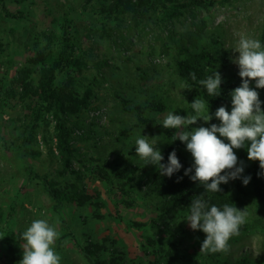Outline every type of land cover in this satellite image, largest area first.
<instances>
[{
  "label": "rangeland",
  "instance_id": "obj_1",
  "mask_svg": "<svg viewBox=\"0 0 264 264\" xmlns=\"http://www.w3.org/2000/svg\"><path fill=\"white\" fill-rule=\"evenodd\" d=\"M86 1L8 0L13 16L0 18V85L10 86L26 58L35 49L47 47V34L60 32L61 17L68 12L72 32L79 40L77 54L89 65L71 73L72 84L81 95L89 90L93 93L90 106L80 114L85 128L73 134L79 148L74 168L81 170V176L71 171L61 173L55 121L50 114L33 132V141L25 143L29 110L14 98L1 102L0 264H18L23 255L22 233L36 219L47 220L60 233L54 245L60 264H91L77 240L84 245L104 242L109 250L116 247L129 264H150L157 246L166 247L170 240H177L191 260L218 264L204 259L206 254L200 248L206 234L192 230L187 215H164L157 210L159 198L154 191L135 182L125 190L120 182L111 188L86 167L104 166L107 160L124 166L129 157L143 163L133 151L139 134L149 139L156 136V147L168 146L174 143L171 135L175 137L180 131L161 124L168 112L195 115L190 103L196 97L203 98L198 90L182 89L187 84L174 63L178 53L174 42L186 33L191 32L201 48L228 59L217 69L241 84L239 66L234 62L239 53L233 48L242 35L264 44V0H216L211 7L194 8L171 21L165 20L160 5L140 15L116 17L102 10L110 0H93L88 5ZM50 45L57 46L54 41ZM66 77L61 72L58 81ZM250 86L255 88L254 80ZM256 90L264 110V88ZM152 101L164 105L161 111L148 110L145 114L155 118L156 125L152 129L133 127L138 119L128 107ZM210 125L211 121L198 119L192 127ZM84 130H92L93 137L80 140ZM180 149L194 163L184 142ZM234 151L237 167L242 165L244 171L229 180L230 190L239 198L237 208L247 209L250 228L229 241L230 250L220 257L248 256L249 264H264V211L254 197L251 180L243 183V178L249 177L247 165L259 161L248 159L247 148ZM29 168L62 186L76 184L89 199L81 205L69 202L62 210H55L52 196ZM103 257L108 258L109 251Z\"/></svg>",
  "mask_w": 264,
  "mask_h": 264
},
{
  "label": "trees",
  "instance_id": "obj_2",
  "mask_svg": "<svg viewBox=\"0 0 264 264\" xmlns=\"http://www.w3.org/2000/svg\"><path fill=\"white\" fill-rule=\"evenodd\" d=\"M7 1L0 0V18L13 16L7 7ZM92 1L87 0L86 4L88 5ZM225 1L221 0L223 3ZM215 3L216 0H110L102 10L107 15L116 17L119 15L136 16L160 5L164 9L165 20L171 21L186 12H191L194 8H208ZM61 19L60 32L57 34L52 31L47 34L46 37L49 40L47 47L35 49L26 58V61L18 68L16 75L11 80L10 86L0 85V106L2 101L14 98L29 110L25 143L33 141V132L50 114L55 121L56 148L61 156L63 166L61 173L66 174L71 171L75 176H81V170L74 168V160L78 155L79 148L75 146L77 138L75 140L73 134L76 129L85 128L80 114L90 106L93 93L89 90L81 95L73 87L71 73L80 72L88 68L89 65L77 54L79 40L72 32L69 13H64ZM193 37L192 33L189 32L182 36L180 40H175L174 44L178 50L177 56L174 57L175 69L188 86L192 87L193 90H198L200 96L206 102L208 101L210 114H213L211 124H219V120L214 116L215 110L220 106H226L227 110L231 111L230 92L240 84L237 80L229 77L227 73L220 72L222 75L221 94L216 97L209 96L206 89L198 84V81L212 75L216 70L219 72L217 69L218 64L221 63L222 65L228 59L217 56L205 47L201 48ZM53 41L57 44L54 48L50 45V42ZM61 72H65L67 77L66 80L58 81V74ZM193 72L196 73L197 81L191 79L190 74ZM128 109L134 111L138 119V123L133 127L144 126L147 129H152L157 120L146 117L145 114L148 110L161 111L164 109V105L152 101L138 104L131 109L128 107ZM133 127L129 130H132ZM128 132L126 131V133ZM93 135L92 130H84L79 139L88 140ZM217 135L219 136V134ZM171 136L174 138L173 135ZM173 142L165 147L157 146L164 157L161 163L167 164L169 154L175 150L182 165L181 169L173 173L171 177L161 175L155 165L134 162V158L131 157L127 159L124 166L107 160L104 166L98 164L86 168L111 188H114L116 182H120L122 190H125L127 186L132 187L135 182L140 187H146L154 191L159 198L157 210L164 215L172 217L178 213L188 215L191 200L194 198L204 199L209 206L214 204L222 208L224 204H234L238 207L239 198L232 195L229 181L221 183V192H207L198 181L190 179V176L194 175V169L192 173L185 175V169L191 167L193 162L181 151L180 147L183 142L178 139ZM133 151L135 152V149ZM31 171L52 196L54 208L57 211L62 210L69 202H78L81 205L89 199V196L79 189L76 184L62 186L47 175ZM247 173L251 177L254 197L259 204V208L264 211V169L260 168L259 162H255L247 165ZM2 217L3 212L0 207V220H2ZM249 228V224L245 223L240 227L239 234L248 231ZM234 237H231L229 241ZM149 239L151 240V238ZM77 243L83 255L91 264H129L119 249L114 247L109 250L104 242H91L84 245L77 240ZM106 251H109L108 258L103 257ZM154 252V260L150 264H199V260L193 261L188 257L177 240H170L166 247L157 246ZM205 254V260L218 264H249L248 256L233 259L227 256L220 257L222 252H208Z\"/></svg>",
  "mask_w": 264,
  "mask_h": 264
},
{
  "label": "clouds",
  "instance_id": "obj_3",
  "mask_svg": "<svg viewBox=\"0 0 264 264\" xmlns=\"http://www.w3.org/2000/svg\"><path fill=\"white\" fill-rule=\"evenodd\" d=\"M233 50L239 53L234 62L239 66L242 83L230 92L231 111L226 106L215 110L214 116L219 124L192 127L198 119L205 122L213 119L208 101L198 97L190 103L195 115H177L170 111L161 123L165 128L180 130L173 141L179 139L184 142L194 160L193 165L185 169V175L194 169L190 179L198 181L207 192H221V183L238 178L244 171L242 165L237 167L238 156L234 149L247 148L248 159L258 160L260 168L264 169V110L261 109L262 102L256 90L264 88V44L242 35ZM190 75L193 81H197L195 72ZM253 80L255 88L250 86ZM221 83L222 75L217 70L198 81L211 97L221 94ZM185 88L192 87L184 85L182 89ZM155 137L149 139V136L139 134L135 139V153L144 161V165H155L161 175L171 177L182 165L175 150L169 154L167 164L161 163L164 157L156 147ZM250 179V176L244 177L243 183L247 185ZM248 215L246 208L241 210L234 204H224L220 208L214 204L209 206L202 198H194L186 220L192 230L200 229L206 234L200 252L216 253L230 250V238L239 235ZM59 236L56 227L47 220H33L22 233L23 255L18 264H60L61 258L54 247Z\"/></svg>",
  "mask_w": 264,
  "mask_h": 264
}]
</instances>
